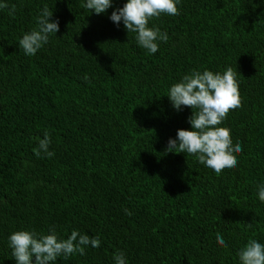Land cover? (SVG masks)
<instances>
[{"label": "trees", "instance_id": "1", "mask_svg": "<svg viewBox=\"0 0 264 264\" xmlns=\"http://www.w3.org/2000/svg\"><path fill=\"white\" fill-rule=\"evenodd\" d=\"M83 2L0 0V264H15L10 234L51 227L100 237L55 264H115L117 250L127 264H240L249 239L264 244V0H180L149 22L169 37L154 54L109 19L126 0L99 15ZM45 4L59 31L27 56L18 41ZM227 67L242 107L220 126L242 151L216 175L165 152L192 114L167 94L191 70ZM45 131L51 158L33 151Z\"/></svg>", "mask_w": 264, "mask_h": 264}, {"label": "clouds", "instance_id": "2", "mask_svg": "<svg viewBox=\"0 0 264 264\" xmlns=\"http://www.w3.org/2000/svg\"><path fill=\"white\" fill-rule=\"evenodd\" d=\"M179 3L180 0H126L123 7L112 11L109 19L117 26L122 21L127 33L135 34L137 45L154 54L159 50L158 42L167 43L169 37L159 27L149 26V22L161 15H179ZM6 7L7 4H0V8ZM81 7L99 15L113 7V0H86ZM52 17L53 9L45 4L35 17V27L25 32L18 41L25 55H36L49 42L50 35H56L59 31V21L52 20ZM236 76V71L231 67L222 72L194 69L170 86L167 97L172 107L177 111L182 106L191 108L192 114L188 118L191 130L178 129L176 138L168 140L166 153L194 155L200 164L213 170L216 175L237 166V154L242 151L241 143L237 141L233 145L231 130L220 126L231 111L242 107ZM50 143V134L45 131L43 138H38V146L33 149L35 155L39 157L44 153L51 158L54 152L49 151ZM257 188L258 198L264 202V183L257 185ZM124 211L132 215L128 209ZM8 240L15 264H33V257L34 264H55L58 257L67 259L77 253L84 255L86 247L100 246L98 235L89 236L73 230L65 239L57 235L54 227L47 234L18 230L10 234ZM216 242L221 247H227L219 233L216 234ZM237 256L240 264H264V244L249 239L239 249ZM113 259L115 264H127L121 250L114 253Z\"/></svg>", "mask_w": 264, "mask_h": 264}]
</instances>
